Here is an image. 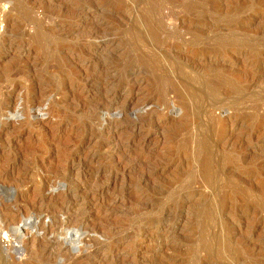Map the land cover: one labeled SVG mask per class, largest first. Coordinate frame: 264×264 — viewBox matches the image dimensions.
<instances>
[{
  "label": "rangeland",
  "instance_id": "374dc122",
  "mask_svg": "<svg viewBox=\"0 0 264 264\" xmlns=\"http://www.w3.org/2000/svg\"><path fill=\"white\" fill-rule=\"evenodd\" d=\"M0 264H264V0H0Z\"/></svg>",
  "mask_w": 264,
  "mask_h": 264
}]
</instances>
